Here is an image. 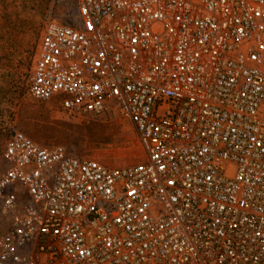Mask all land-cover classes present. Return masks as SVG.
<instances>
[{
  "label": "built area",
  "instance_id": "built-area-1",
  "mask_svg": "<svg viewBox=\"0 0 264 264\" xmlns=\"http://www.w3.org/2000/svg\"><path fill=\"white\" fill-rule=\"evenodd\" d=\"M41 28L40 103L132 126L124 165L14 130L0 264H264V0H68Z\"/></svg>",
  "mask_w": 264,
  "mask_h": 264
},
{
  "label": "rangeland",
  "instance_id": "rangeland-1",
  "mask_svg": "<svg viewBox=\"0 0 264 264\" xmlns=\"http://www.w3.org/2000/svg\"><path fill=\"white\" fill-rule=\"evenodd\" d=\"M68 0H0V173L1 152L14 130L41 143H59L108 165L141 161L132 126L117 114L87 121L40 103L28 92L34 53L49 18L63 20Z\"/></svg>",
  "mask_w": 264,
  "mask_h": 264
},
{
  "label": "trees",
  "instance_id": "trees-1",
  "mask_svg": "<svg viewBox=\"0 0 264 264\" xmlns=\"http://www.w3.org/2000/svg\"><path fill=\"white\" fill-rule=\"evenodd\" d=\"M87 121L89 122V121H96V120H87Z\"/></svg>",
  "mask_w": 264,
  "mask_h": 264
}]
</instances>
